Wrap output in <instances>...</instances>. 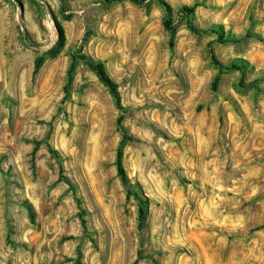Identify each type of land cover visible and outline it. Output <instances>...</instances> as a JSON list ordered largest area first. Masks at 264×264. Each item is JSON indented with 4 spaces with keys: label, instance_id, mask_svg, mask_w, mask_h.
Segmentation results:
<instances>
[{
    "label": "rangeland",
    "instance_id": "rangeland-1",
    "mask_svg": "<svg viewBox=\"0 0 264 264\" xmlns=\"http://www.w3.org/2000/svg\"><path fill=\"white\" fill-rule=\"evenodd\" d=\"M164 1L0 0V264H264V0Z\"/></svg>",
    "mask_w": 264,
    "mask_h": 264
},
{
    "label": "trees",
    "instance_id": "trees-1",
    "mask_svg": "<svg viewBox=\"0 0 264 264\" xmlns=\"http://www.w3.org/2000/svg\"><path fill=\"white\" fill-rule=\"evenodd\" d=\"M108 1L111 2L114 0H108ZM130 1H132L133 3H137V4H143L147 0H130ZM156 1H158L166 9V12L168 15L171 14L172 10H171V7L169 4H167L164 0H156ZM194 11H195L194 8L185 6L178 11V14L180 16L183 15L186 17V19L188 21V28L192 32L197 33V34L210 33L208 31L200 30L194 26V24L192 23V16H193ZM165 27H166V29H168L170 31L174 30L173 22L170 20L165 23ZM217 34L221 36V39H223V34L221 32H219V30H217ZM226 39L227 40H225V42H228L231 40V38H227V37H226ZM81 60L98 76V78L105 85H107L112 90L113 94L117 97L116 85L110 80V78H109V76L105 70L104 65L101 62H97V61L93 60L92 58L86 57V56H81ZM215 63L219 67V69H221V70L226 69V70L243 71L245 69V66H243L242 64H240L238 62H234L228 66L221 64L217 60H215ZM72 69H73V67H72ZM72 69L70 72L69 83L72 80V77H71ZM217 82H218V79H216L215 86H214L215 88H216ZM116 165H117L119 177L121 178V180L124 184H127L128 178H127V174H126L124 164H123V151H122V149L118 150ZM145 220H146L145 210H144V208H141L140 209V218H139L141 227H142L143 223L145 222Z\"/></svg>",
    "mask_w": 264,
    "mask_h": 264
}]
</instances>
